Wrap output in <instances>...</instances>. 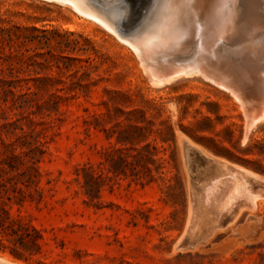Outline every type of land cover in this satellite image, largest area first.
<instances>
[{
  "label": "rangeland",
  "instance_id": "obj_1",
  "mask_svg": "<svg viewBox=\"0 0 264 264\" xmlns=\"http://www.w3.org/2000/svg\"><path fill=\"white\" fill-rule=\"evenodd\" d=\"M88 1L126 27L121 0ZM119 40L69 6L0 0V257L264 264V205L183 244L195 194L225 173L196 152L264 178V122L245 139L228 93L200 77L156 88Z\"/></svg>",
  "mask_w": 264,
  "mask_h": 264
},
{
  "label": "bare ground",
  "instance_id": "obj_2",
  "mask_svg": "<svg viewBox=\"0 0 264 264\" xmlns=\"http://www.w3.org/2000/svg\"><path fill=\"white\" fill-rule=\"evenodd\" d=\"M42 1L69 6L110 30L134 52L156 88L181 77H200L228 93L243 113L245 139L253 128L264 122V28L261 26L264 1L258 6L250 0H131L122 19L126 27L116 31L109 24V15L95 10L88 0ZM139 9L145 10L144 14ZM194 22L204 27L195 39L191 30ZM195 45H198V51L204 49L214 56L212 67H183L164 74L160 60L183 61L184 57L195 54ZM238 52L252 54L254 61L246 60L239 67L240 72L235 74L228 68V63ZM238 77H247L248 86L242 84L240 87L236 83ZM196 154L200 162L211 164L218 173H225L209 186L198 188L195 198L192 195L194 210L190 224L184 228L183 244H195L210 237L216 229L233 224L243 211L253 217L264 205V198L259 197L263 194L256 195L258 191L264 193V178L237 167L231 172L228 163L208 156L209 159L200 151ZM6 261L0 257V264H6Z\"/></svg>",
  "mask_w": 264,
  "mask_h": 264
},
{
  "label": "water",
  "instance_id": "obj_3",
  "mask_svg": "<svg viewBox=\"0 0 264 264\" xmlns=\"http://www.w3.org/2000/svg\"><path fill=\"white\" fill-rule=\"evenodd\" d=\"M192 33H193V38L195 39V36L197 34V32L202 33L204 31V27L203 24L200 25L197 22H194L192 27H191ZM195 54L192 55L191 57H184V60H180L177 59V61H173V62H169L168 61H162L160 60L159 63L165 68V73L167 74L169 72H171L173 69H181L183 67H188V68H197V67H205L206 69H208L209 67H212L215 59L214 56L212 54H210L208 51L206 50H202V51H198V45L194 46ZM192 53V52H191ZM246 60H250V61H254V56L252 54H246V53H240L238 52L235 56L232 57L231 61H229V65L228 68L230 67L232 69V72H234L236 74L239 73L240 71V66L246 62ZM229 68V69H230ZM229 71V70H228ZM233 73V75H234ZM236 76V75H235ZM247 78V77H245ZM244 77H238V80L236 81V83L238 85H245L248 86V81L247 79H245ZM250 87V86H249ZM248 87V88H249ZM246 90V89H245ZM248 91V89H247Z\"/></svg>",
  "mask_w": 264,
  "mask_h": 264
},
{
  "label": "snow or ice",
  "instance_id": "obj_4",
  "mask_svg": "<svg viewBox=\"0 0 264 264\" xmlns=\"http://www.w3.org/2000/svg\"><path fill=\"white\" fill-rule=\"evenodd\" d=\"M129 2H130V0H121V4L125 8L127 7V5H128ZM261 26H262V28H264V17H262Z\"/></svg>",
  "mask_w": 264,
  "mask_h": 264
},
{
  "label": "trees",
  "instance_id": "obj_5",
  "mask_svg": "<svg viewBox=\"0 0 264 264\" xmlns=\"http://www.w3.org/2000/svg\"><path fill=\"white\" fill-rule=\"evenodd\" d=\"M109 172H112V171H109ZM113 173V172H112Z\"/></svg>",
  "mask_w": 264,
  "mask_h": 264
}]
</instances>
